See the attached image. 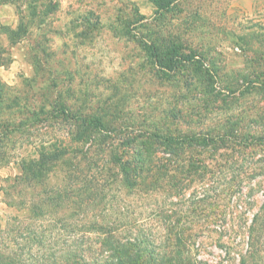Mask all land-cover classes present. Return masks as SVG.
<instances>
[{
  "label": "rangeland",
  "instance_id": "rangeland-1",
  "mask_svg": "<svg viewBox=\"0 0 264 264\" xmlns=\"http://www.w3.org/2000/svg\"><path fill=\"white\" fill-rule=\"evenodd\" d=\"M151 43L189 60L157 71ZM147 132L191 136L154 182L103 160ZM82 154L107 177L87 206ZM107 236L142 264H264V0H0V257L99 264Z\"/></svg>",
  "mask_w": 264,
  "mask_h": 264
},
{
  "label": "trees",
  "instance_id": "trees-1",
  "mask_svg": "<svg viewBox=\"0 0 264 264\" xmlns=\"http://www.w3.org/2000/svg\"><path fill=\"white\" fill-rule=\"evenodd\" d=\"M19 27L21 28V24L18 28ZM12 32L13 31L8 30L9 34H12ZM176 51L175 48H168V51L162 52L161 54L159 46L155 43L147 44L145 47L146 55L151 63L158 67L157 71L162 70L166 75H168V72L173 70L177 64L189 60L188 55H179L178 53H175ZM61 111H65V108H62ZM73 117L75 118V122L78 123L77 133L80 132V138L88 130L101 126L99 118L84 115L81 110L77 111L76 114H73ZM190 137H177L163 135L157 132H147L138 137L128 138L124 141V144L134 146L135 151L132 154H127L126 151L122 154L112 152L106 155L103 160L107 163L110 162V164L118 168L122 175L132 177L135 182L138 180H145L146 178H152L151 180L154 182L156 177L152 174L153 170H156L158 168V162H161L158 160L157 150L161 149L162 152L168 156L181 158L187 148L186 143L191 141ZM65 157V153L60 151L51 154H44L43 163L57 161ZM81 159L83 160V168L79 170L80 185L77 191H74L76 197H71V200L72 203L77 206H87L94 201L95 197L102 198V195L104 194L103 191L107 186L102 181L107 177L103 176V171L100 172L98 157L82 154ZM171 162L172 160L169 157L165 158V165L170 166ZM20 176L21 177L17 182H19V184H26L32 181L36 182L41 176V173L39 170L23 164ZM61 197L68 199L69 196L67 191L62 192ZM57 198L60 199V196ZM52 200L55 201V199ZM88 226L90 230H106L104 225H98L96 222H90ZM102 246L106 248V250L103 249L101 251H106V253H104L105 257H103V261L99 264H142L139 251H131L129 247L121 241L111 239L107 236L102 240ZM0 264H14V261L6 258L2 259V257H0ZM51 264L59 263L52 261Z\"/></svg>",
  "mask_w": 264,
  "mask_h": 264
}]
</instances>
